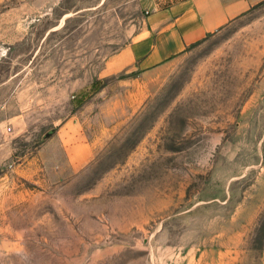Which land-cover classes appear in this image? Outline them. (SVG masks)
<instances>
[{
    "label": "rangeland",
    "instance_id": "1",
    "mask_svg": "<svg viewBox=\"0 0 264 264\" xmlns=\"http://www.w3.org/2000/svg\"><path fill=\"white\" fill-rule=\"evenodd\" d=\"M147 0H0V264H264V0L142 68Z\"/></svg>",
    "mask_w": 264,
    "mask_h": 264
},
{
    "label": "crops",
    "instance_id": "2",
    "mask_svg": "<svg viewBox=\"0 0 264 264\" xmlns=\"http://www.w3.org/2000/svg\"><path fill=\"white\" fill-rule=\"evenodd\" d=\"M259 0H147L148 22L127 57L142 68L167 63L186 48L244 16Z\"/></svg>",
    "mask_w": 264,
    "mask_h": 264
}]
</instances>
